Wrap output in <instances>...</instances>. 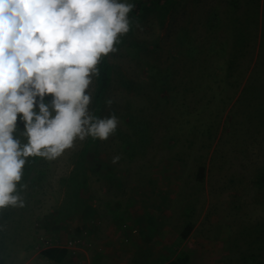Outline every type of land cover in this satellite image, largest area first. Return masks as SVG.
Instances as JSON below:
<instances>
[{
	"label": "rangeland",
	"instance_id": "1",
	"mask_svg": "<svg viewBox=\"0 0 264 264\" xmlns=\"http://www.w3.org/2000/svg\"><path fill=\"white\" fill-rule=\"evenodd\" d=\"M129 15L100 106L92 85L116 133L29 158L26 207L0 210V264H264V0H135Z\"/></svg>",
	"mask_w": 264,
	"mask_h": 264
},
{
	"label": "clouds",
	"instance_id": "2",
	"mask_svg": "<svg viewBox=\"0 0 264 264\" xmlns=\"http://www.w3.org/2000/svg\"><path fill=\"white\" fill-rule=\"evenodd\" d=\"M134 8L135 0H0V210L26 207L30 157L54 161L77 139L116 133L115 113L90 111L92 85L101 58L132 30Z\"/></svg>",
	"mask_w": 264,
	"mask_h": 264
},
{
	"label": "trees",
	"instance_id": "3",
	"mask_svg": "<svg viewBox=\"0 0 264 264\" xmlns=\"http://www.w3.org/2000/svg\"><path fill=\"white\" fill-rule=\"evenodd\" d=\"M98 75L95 76L96 79V91L95 99L98 106L101 104L102 96L105 93L109 82L112 77V66L108 61L107 57H102L100 63L97 65ZM259 181L264 184V171L259 175ZM192 230V225H188L185 232L183 233V238H187ZM68 254V249L66 247L51 246L47 247L42 251V255L47 259L55 262H62ZM180 263L187 264L189 262V256L187 254H181L178 258ZM179 263V264H180ZM178 264V263H177Z\"/></svg>",
	"mask_w": 264,
	"mask_h": 264
},
{
	"label": "crops",
	"instance_id": "4",
	"mask_svg": "<svg viewBox=\"0 0 264 264\" xmlns=\"http://www.w3.org/2000/svg\"><path fill=\"white\" fill-rule=\"evenodd\" d=\"M60 247H61V246H60ZM67 255H68V254H67ZM66 257H67V256H66ZM66 257H65V259H66ZM65 259H64V260H65ZM64 260H63V261H64ZM63 261H62V262H63ZM62 262H60V263H62Z\"/></svg>",
	"mask_w": 264,
	"mask_h": 264
}]
</instances>
